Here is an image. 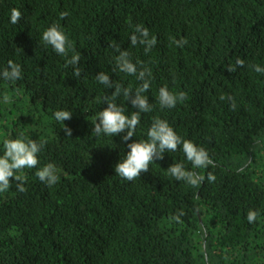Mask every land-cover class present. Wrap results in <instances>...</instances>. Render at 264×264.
Returning a JSON list of instances; mask_svg holds the SVG:
<instances>
[{"label":"trees","instance_id":"16d2710c","mask_svg":"<svg viewBox=\"0 0 264 264\" xmlns=\"http://www.w3.org/2000/svg\"><path fill=\"white\" fill-rule=\"evenodd\" d=\"M14 7L22 13L17 24ZM129 21L156 36L150 52L130 45ZM56 22L81 53L79 77L41 40ZM181 37L188 43L178 48L172 39ZM113 43L152 70L145 95L153 110L141 114L127 143L147 139L153 119H165L209 152L216 167L196 171L212 172L215 182L191 187L172 178V163L191 168L180 149L134 181L115 174L129 149L125 133L91 134L107 106L97 101L114 91L95 76L103 71L133 89L140 81L113 71ZM238 57L244 66L228 72ZM9 60L21 65L22 79H0V155L3 140L21 134L44 148L37 167L20 173L26 191L10 178L0 193V264H264V74L251 67L264 68V0H0V71ZM163 85L188 99L162 109ZM5 93L12 103H3ZM116 102L136 110L123 96ZM57 110L72 111L63 122L70 137ZM47 163L60 176L51 187L35 175ZM250 209L259 213L251 224ZM179 210L183 223L170 221Z\"/></svg>","mask_w":264,"mask_h":264},{"label":"clouds","instance_id":"9594fccd","mask_svg":"<svg viewBox=\"0 0 264 264\" xmlns=\"http://www.w3.org/2000/svg\"><path fill=\"white\" fill-rule=\"evenodd\" d=\"M67 12L60 13V19L67 17ZM22 18V13L17 8H12L10 13V23L17 24ZM132 32L129 37L130 45L135 47L141 45L144 52L148 53L157 43L156 36L152 35L149 29L143 24L131 25ZM43 44L58 55L66 57L64 67L69 66L73 69V76L79 77L83 71L80 67L81 53L76 51L73 42L61 28V25L56 22L50 24L41 34ZM172 43L176 47H183L188 43L186 37H181L179 40L172 39ZM114 52L118 53L115 56V68L113 71L135 76L140 85L135 89L124 86L123 82H116L110 79V76L100 71L96 76L99 84L106 89H114L111 95L101 97L97 103H106V107L99 111L97 119L93 123L92 132L96 137L105 136L112 137L125 133L121 140L127 143L135 136L137 126L140 124L141 114L148 113L153 110L152 104L145 95L150 88L152 82V70L143 65L142 62L134 63L131 53L122 49L120 44L113 43L110 45ZM244 66V60L239 57L236 59L235 65H229L226 69L228 72H235L238 67ZM257 73L264 74V68L259 65H251ZM0 79H3L8 84H12L19 79H22L21 65L9 60L7 66L0 71ZM123 96L125 101L131 104L136 109L128 112L126 107L119 105L117 98ZM221 100L225 99V95L221 94ZM188 99L187 93L183 90L178 92L170 91L167 85H163L158 89V102L162 109H172L177 104H182ZM227 99L231 102L230 108L236 109L234 98L228 96ZM12 98L5 93L3 95V103H12ZM54 119L62 123L65 120L72 118L71 110H57L53 113ZM65 136L72 135V129L63 124ZM3 154L0 155V193H5L12 186L11 180L15 181L16 188L19 192L26 191L25 183L27 177L20 173L24 169L36 168L40 163L39 153L44 148L43 142H37L33 139H26L23 134L16 138H6L2 142ZM129 151L115 165V174L127 181H134L140 178L142 172L149 170L150 164L155 160H162L165 152H176L182 150L187 162L191 168L186 167L184 161L172 163L168 168V174L176 181H183L188 186L197 187L204 183L205 179L209 183L215 182L216 176L212 172H207V176L201 174L197 169H207L208 167H216L209 152L202 146L195 144L189 139H185L178 135L173 127L165 119L154 118L151 126L147 131V139H140L127 143ZM36 177L46 186H54L59 182L60 176L58 169L53 163H47L40 167L36 173ZM185 213L179 210L176 214L169 217L170 221L183 223L181 217ZM259 213L256 210H248L246 220L248 223H255Z\"/></svg>","mask_w":264,"mask_h":264}]
</instances>
